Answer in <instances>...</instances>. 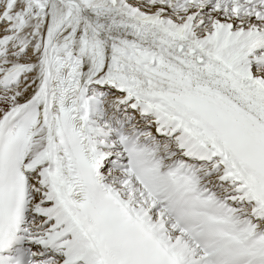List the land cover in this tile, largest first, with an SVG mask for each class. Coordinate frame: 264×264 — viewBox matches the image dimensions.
Instances as JSON below:
<instances>
[{
  "label": "snow or ice",
  "instance_id": "1",
  "mask_svg": "<svg viewBox=\"0 0 264 264\" xmlns=\"http://www.w3.org/2000/svg\"><path fill=\"white\" fill-rule=\"evenodd\" d=\"M0 264H264V0H0Z\"/></svg>",
  "mask_w": 264,
  "mask_h": 264
}]
</instances>
